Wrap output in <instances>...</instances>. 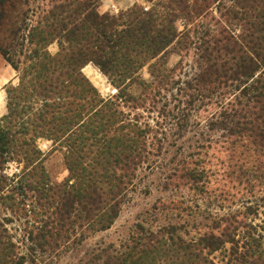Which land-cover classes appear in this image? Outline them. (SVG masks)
I'll return each mask as SVG.
<instances>
[{
	"label": "trees",
	"instance_id": "obj_1",
	"mask_svg": "<svg viewBox=\"0 0 264 264\" xmlns=\"http://www.w3.org/2000/svg\"><path fill=\"white\" fill-rule=\"evenodd\" d=\"M100 4L0 0V56L18 81L0 116V264H264V0H155L117 15ZM50 148L63 153L59 183ZM153 170L164 191L221 215L193 238L137 225L77 257Z\"/></svg>",
	"mask_w": 264,
	"mask_h": 264
},
{
	"label": "rangeland",
	"instance_id": "obj_2",
	"mask_svg": "<svg viewBox=\"0 0 264 264\" xmlns=\"http://www.w3.org/2000/svg\"><path fill=\"white\" fill-rule=\"evenodd\" d=\"M123 0H111L107 6V12L111 15H117L121 12L126 11L123 5H121ZM127 3H132L140 5L143 8H149L155 0H127ZM116 4V9L111 8L110 5ZM120 4V6H119ZM130 8V7H129ZM215 14V12H213ZM56 45L49 47L51 53L56 52ZM179 61V56L170 50L167 59V65L169 68H173L176 63ZM88 68L96 70L103 79L105 86L103 88L99 87L97 84H94L89 77H87L84 72L85 77L91 82V84L98 90V92L103 97L113 95L115 89L109 84L107 79L92 65H88ZM142 76L144 79L148 78L146 70H143ZM6 81L4 82V78ZM14 77V73L6 66L5 62L0 56V116L2 109L5 113V89L4 87L11 81ZM15 81H13V84ZM133 92L137 93V89L133 88ZM46 144L40 142V145ZM53 149V148H52ZM50 150L45 153L44 165L50 179L59 183L64 181L67 176V172L63 164V153L60 150L56 149ZM211 154V152H210ZM161 165V164H160ZM211 170L216 168V161L213 160L210 164ZM15 166L10 165L8 173L15 171ZM161 171L153 170L150 173H142L139 175L137 180V186L134 192L132 191L127 198V201L124 203L121 212L118 214V218L112 225V227L101 233H97L85 241L82 247L79 249V257L82 253L90 252L93 249L98 247L115 245L117 246L120 243L125 242L129 235L135 230L137 225H142L144 228L152 231H156L161 227L167 225H178L181 227L182 231L189 235V238H193L195 233L203 227L210 223L208 218L216 215H221L215 209L207 210L200 202H196V196L187 192V190H166L162 189L161 182ZM181 201L183 200V208H188L187 211L171 212L169 210H163L162 204L169 201ZM196 203L198 206L196 207ZM70 257H66L59 264H70Z\"/></svg>",
	"mask_w": 264,
	"mask_h": 264
},
{
	"label": "crops",
	"instance_id": "obj_3",
	"mask_svg": "<svg viewBox=\"0 0 264 264\" xmlns=\"http://www.w3.org/2000/svg\"><path fill=\"white\" fill-rule=\"evenodd\" d=\"M127 0H123V1H121V5H123V6H125L124 8L125 9H128L129 7H131L132 5H133V2L131 3H127L126 2ZM110 3H112L111 2V0H101V4H100V7H99V12L100 13H105V11L107 12V6L110 4ZM116 4H113V5H110V7L111 8H114V9H116ZM119 6H120V4H119ZM7 66V65H6ZM9 67V66H8ZM10 68V67H9ZM10 70L14 73V77H13V79L11 80V81H9L11 84H13V81H15V83L13 84V85H16L17 84V78H16V74H15V72L10 68ZM4 82H7L6 81V77L4 78ZM2 114H4V109H2V111H1V115Z\"/></svg>",
	"mask_w": 264,
	"mask_h": 264
},
{
	"label": "built area",
	"instance_id": "obj_4",
	"mask_svg": "<svg viewBox=\"0 0 264 264\" xmlns=\"http://www.w3.org/2000/svg\"><path fill=\"white\" fill-rule=\"evenodd\" d=\"M145 10H147V8H145ZM47 145L48 144H43V145H40V148H41V150H47Z\"/></svg>",
	"mask_w": 264,
	"mask_h": 264
}]
</instances>
